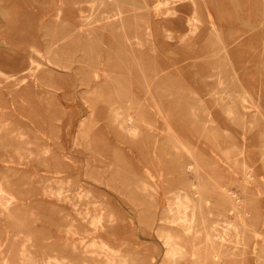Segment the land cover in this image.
<instances>
[{
  "label": "rangeland",
  "instance_id": "obj_1",
  "mask_svg": "<svg viewBox=\"0 0 264 264\" xmlns=\"http://www.w3.org/2000/svg\"><path fill=\"white\" fill-rule=\"evenodd\" d=\"M0 189V264H264V0H0Z\"/></svg>",
  "mask_w": 264,
  "mask_h": 264
},
{
  "label": "bare ground",
  "instance_id": "obj_2",
  "mask_svg": "<svg viewBox=\"0 0 264 264\" xmlns=\"http://www.w3.org/2000/svg\"><path fill=\"white\" fill-rule=\"evenodd\" d=\"M189 5V4H188ZM189 6H191V5H189ZM183 8V7H182ZM181 8V9H182ZM188 9H189V7H188ZM187 9V10H188ZM190 10V9H189ZM82 11V10H81ZM182 11V10H181ZM185 13V12H184ZM185 16H186V14H185ZM197 20V19H196ZM192 21H193V19H192ZM195 21V20H194ZM78 24V23H77ZM199 30V29H198ZM198 32V31H197ZM258 96V95H257ZM261 96V95H260ZM260 96L258 97V98H260ZM240 98H242V96L240 97ZM244 99H245V97H244ZM263 99V98H262ZM260 100V99H259ZM232 101V100H231ZM243 101V100H242ZM247 101V100H246ZM232 103H233V101H232ZM242 104H243V102H242ZM246 105H248L249 106V103L248 104H246ZM232 106V105H231ZM253 106V105H252ZM250 109V108H249ZM230 111H231V114H232V109L230 108ZM229 111V112H230ZM132 114V113H131ZM120 115H121V113H119V111H117L116 113H115V121L116 122H118L119 121V117H120ZM134 117L131 115V116H129V121L130 122H133L134 123ZM127 120V119H126ZM136 120V119H135ZM128 122V121H127ZM129 124V123H128ZM119 125H121L122 126V128L124 129H126L128 132H130V133H135V129H136V126L133 124V126L132 125H126V124H124V123H119ZM114 127V126H113ZM121 130V129H120ZM125 133V132H124ZM133 137V136H132ZM1 190V189H0ZM184 194V193H183ZM185 194H186V192H185ZM188 196V195H187ZM184 197V196H183ZM189 197V196H188ZM184 203V202H183ZM186 210V209H185ZM193 214H195V213H193ZM194 216V215H193ZM187 217V216H186ZM194 218H195V216H194ZM185 220V219H184ZM192 223V222H191ZM190 223V224H191ZM192 226V225H191ZM188 227H189V225H188ZM192 230V229H191ZM190 230V231H191ZM239 237V236H238ZM231 240V239H230ZM237 241V240H236ZM238 242V241H237ZM114 253V252H113ZM115 254V253H114Z\"/></svg>",
  "mask_w": 264,
  "mask_h": 264
}]
</instances>
